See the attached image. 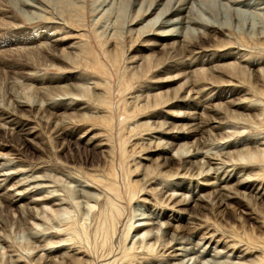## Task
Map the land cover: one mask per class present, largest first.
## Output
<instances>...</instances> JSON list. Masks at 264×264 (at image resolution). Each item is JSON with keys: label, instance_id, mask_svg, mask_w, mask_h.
Returning a JSON list of instances; mask_svg holds the SVG:
<instances>
[{"label": "rangeland", "instance_id": "374dc122", "mask_svg": "<svg viewBox=\"0 0 264 264\" xmlns=\"http://www.w3.org/2000/svg\"><path fill=\"white\" fill-rule=\"evenodd\" d=\"M36 2L25 16L0 0V264H61L69 247L86 256L78 264H168L177 245L164 228L134 248L130 229L149 207L177 215L165 186L207 196L181 212L189 221L169 220L181 242L227 243L207 264H264V0L232 1L229 25L214 7L219 28L189 31L183 54L145 26L149 0ZM174 136L211 158L185 154L186 170L174 149L163 164Z\"/></svg>", "mask_w": 264, "mask_h": 264}, {"label": "bare ground", "instance_id": "6f19581e", "mask_svg": "<svg viewBox=\"0 0 264 264\" xmlns=\"http://www.w3.org/2000/svg\"><path fill=\"white\" fill-rule=\"evenodd\" d=\"M3 1H7V0H3ZM12 1V0H11ZM130 1V0H129ZM234 2V0H154V1H150L149 0V5H147L148 6V10L146 11V14L144 15V16H146V17H148V19L146 20V18H145V26H148L149 27V24H152V27H154L155 25H156V27H157V25L158 24H160V30H159V35H160V37H162V39L164 38V40H169V42L168 43H166L165 42V46L167 45V44H169V45H167V46H171L172 47V45H175L179 50H177L178 52L180 51V52H182V54L183 53H185L184 51H182L181 50V48L183 49V47L184 46H186V41H188V40H185V39H187L186 38V36L188 37V35H190L189 34V31H191L190 33L191 34H195L196 35V32H197V34H198V31H199V29L201 28V27H203L204 26V24H210V23H212V22H215L216 23V25H213V26H216V27H218L219 28V22L218 21H221L220 19L222 18L223 19V23H224V25H229V22H228V20H227V17L229 16L230 17V8L229 7H231V6H227V5H232L231 3H233ZM126 2V1H125ZM136 2V1H135ZM228 4H227V3ZM123 3H124V1H123ZM235 3V2H234ZM249 4V3H248ZM40 5V4H39ZM124 5V4H123ZM129 5V4H128ZM128 5L125 3V5L122 7V9H120V10H123V11H126L127 10V7H128ZM233 5H235V4H233ZM5 6V5H4ZM16 7H17V9H18V11L19 12H21L22 13V15H28L29 13L30 14H32V12L31 11H33L34 9H36L37 10V8L39 7V6H37V2H36V0H16ZM41 7V6H40ZM39 7V8H40ZM142 7V6H141ZM214 7H218L219 8V19H218V21L217 20H215L214 19V14H213V8ZM233 7V6H232ZM249 7V6H248ZM42 8V7H41ZM3 9V8H2ZM33 9V10H32ZM147 9V8H146ZM154 9V10H153ZM247 9V8H246ZM10 10V9H9ZM43 10V9H42ZM152 10H153V13H151L152 12ZM35 11H33V13H34ZM249 11H248V9H247V11H244V13L242 14V16H241V18L243 19V20H245L246 21V19H251V22L253 23V25H255L256 24V18L254 17L255 16V14H249L248 13ZM120 13H122V11H120ZM151 13V14H150ZM29 14V15H30ZM241 14V13H240ZM247 15H251L250 17H248ZM149 16H151L150 18H149ZM252 17V18H251ZM257 17V16H256ZM140 19V18H139ZM259 20V19H258ZM137 21V20H136ZM141 21H142V18H141ZM140 21V22H141ZM139 22V21H138ZM137 22V23H138ZM139 22V23H140ZM10 24V23H9ZM144 24H142V25H144ZM141 25V24H140ZM154 25V26H153ZM15 26H17V25H15ZM147 27V28H148ZM141 28H142V26H141ZM155 28V27H154ZM153 28V29H154ZM145 29V28H144ZM156 29V28H155ZM155 29H154V32H155ZM138 30V29H137ZM198 30V31H197ZM187 31H188V34H187ZM201 31V30H200ZM142 32V31H141ZM161 32V33H160ZM157 33V32H156ZM155 33V34H156ZM51 34V33H50ZM55 35V34H54ZM53 35V36H54ZM59 35V34H58ZM145 35V34H144ZM153 35V34H152ZM61 37V36H60ZM182 37H184L185 39V41H184V43H182ZM49 38V37H48ZM58 38V37H57ZM190 38V37H189ZM35 40V39H34ZM58 40H60L59 38H58ZM62 40V39H61ZM55 41H56V39H55ZM159 42V41H158ZM153 44H155V43H153ZM158 44H161V43H158ZM190 44V43H189ZM156 45V44H155ZM182 45H183V47H182ZM188 45V44H187ZM192 47V46H191ZM196 47V46H195ZM184 48H186V47H184ZM174 50V49H173ZM176 52V51H175ZM179 52V53H180ZM232 52V51H231ZM225 53H228V55H229V52H225ZM233 53V52H232ZM181 54V55H182ZM227 55V54H226ZM227 55V56H228ZM232 55V54H231ZM198 56V55H197ZM226 56V57H227ZM230 56V55H229ZM219 57H221L222 58V56H220V55H218L217 56V58H219ZM196 60H198V58L196 59ZM202 60V59H201ZM184 62V61H183ZM194 62V61H193ZM205 62V61H204ZM210 62H212V61H210ZM190 64V63H189ZM212 64V63H211ZM183 65V64H182ZM213 65V64H212ZM211 65V66H212ZM188 66V65H187ZM191 66V65H190ZM192 67H193V65H192ZM190 73V72H189ZM64 85V84H63ZM56 86V85H55ZM57 87V86H56ZM60 88H61V86H60ZM63 88V87H62ZM56 101H58V100H56ZM62 101V100H61ZM183 101V100H182ZM60 102V101H59ZM68 102V101H67ZM49 104V103H48ZM73 104V103H72ZM239 104V103H238ZM238 104H236V105H238ZM25 105V104H24ZM27 105V104H26ZM30 105V104H29ZM34 105V104H33ZM50 105V104H49ZM52 105V104H51ZM19 106H20V104H19ZM206 106H208V105H206ZM52 107V106H51ZM69 107V106H68ZM60 108V107H59ZM67 108V107H66ZM77 108V107H76ZM206 108V107H205ZM65 109V108H64ZM78 109V108H77ZM67 110V109H66ZM71 110V109H70ZM69 111V110H68ZM75 111V110H74ZM198 115V114H197ZM193 116V115H192ZM245 116V115H244ZM196 118H198L197 116H196ZM196 118H194V117H192L191 119L192 120H195ZM202 118V117H201ZM241 118V117H240ZM190 125H192V124H190ZM179 126V125H178ZM181 126V125H180ZM196 126V125H195ZM5 127V126H4ZM3 127V128H4ZM183 127V126H182ZM182 127H180V128H182ZM6 128H8V127H6ZM11 128H13V127H11ZM177 128V127H176ZM179 128V127H178ZM185 128V127H184ZM183 128V129H184ZM197 128V127H196ZM200 128V127H199ZM195 129V128H194ZM9 130H11L10 129V127H9ZM182 130V129H181ZM196 130H198V129H196ZM12 132H13V130H11ZM28 131V130H27ZM175 131V130H174ZM177 131V130H176ZM190 131H191V129H190ZM189 131V132H190ZM172 132V131H171ZM170 132V133H171ZM184 132V131H183ZM188 132V133H189ZM192 132V131H191ZM21 133V132H20ZM169 133V134H170ZM175 133V132H174ZM173 133V134H174ZM180 133V132H179ZM11 134H13V133H11ZM29 134V133H28ZM176 134V133H175ZM174 134V135H175ZM190 134V133H189ZM195 134H197V132L195 133ZM194 134V135H195ZM16 135V134H15ZM21 135V134H20ZM158 137V136H157ZM174 137H176V139H175V141L174 142H171L172 143V145L171 146H165V147H162L161 149V154H162V159L164 160V162H163V164L164 163H167V161L169 160V159H171V157H174V154H172V150H176L177 149V154H179V156H178V158L179 159H182V160H180L181 162H182V164L180 165V167H182V168H187V166L188 165H190L189 167H188V169H190L191 168V162H193V163H195L196 161H192V160H186L185 159V157H187L189 154L188 153H190V155H189V157L193 154H196V153H198V155H202L203 156V154H206L204 157H210L211 158V156H210V154H208V152L211 150L210 148H209V146L208 145H206V144H204V143H200V144H198V147L196 146L194 149H189V147L188 146H185V144L184 143H181V141L183 140V138H181L180 136H174ZM94 138V137H93ZM96 138V137H95ZM149 138V137H148ZM23 139H25V138H23ZM104 141V140H103ZM100 142H102V141H100ZM145 142V141H144ZM147 142V141H146ZM225 142V141H224ZM154 143V142H153ZM160 143V142H159ZM170 144V143H169ZM154 145V144H153ZM187 145V144H186ZM197 145V144H196ZM223 145V144H222ZM225 146V145H224ZM94 147V146H93ZM152 147V146H151ZM176 147H178V148H176ZM194 147V146H193ZM100 148H102L103 150L106 148H104V146L103 145H100ZM109 149V148H108ZM152 149V148H151ZM157 150H158V148L157 149H152V152H153V154H149L148 156H145V157H143L142 158V165L143 166H146L145 165V163L147 164V162H150V161H155V160H157V158L155 157V153H154V151H156L157 152ZM214 150V149H213ZM175 153V152H174ZM148 154V153H147ZM176 154V155H177ZM187 156H186V155ZM183 156H185V157H183ZM196 156V155H195ZM177 157V156H176ZM188 157V158H189ZM194 157V156H193ZM192 157V158H193ZM197 157V156H196ZM217 157V156H216ZM186 160V161H185ZM210 161V160H209ZM198 162V161H197ZM211 162V161H210ZM209 162V163H210ZM155 163V162H154ZM207 163H208V160H207ZM170 164V163H169ZM142 165H140V166H142ZM152 166H153V164H151ZM208 165V164H207ZM149 166V165H148ZM160 166H163V165H160ZM194 167V166H193ZM150 168V167H149ZM150 170V169H149ZM180 170V169H179ZM187 170V169H186ZM210 169H208V171H209ZM204 172H202L201 174H203ZM210 173V172H209ZM2 174L3 173H1V176H2ZM11 174H12V172H11ZM14 174V173H13ZM183 175H184V173H183ZM207 175V174H206ZM179 175H177V177H178ZM205 176V175H204ZM177 177L175 178V180L177 179ZM206 177H208V176H206ZM217 177V176H216ZM219 177V176H218ZM184 178V177H183ZM220 178V177H219ZM224 177H222V179H223ZM214 179H216V178H214ZM218 179V178H217ZM207 180H209V179H207ZM211 180V179H210ZM247 180V179H246ZM244 181V180H243ZM210 183V182H209ZM162 184V183H161ZM213 184V183H212ZM214 184L216 185V183H215V181H214ZM222 184V183H221ZM164 185V184H163ZM165 185H167V184H165ZM198 185V184H197ZM206 185V184H205ZM220 184H217L216 186L218 187ZM79 186V185H78ZM175 186H178V188L177 189H179V190H181V189H183L180 185H176L175 184ZM226 186H227V184H226ZM170 187V188H169ZM169 187H166L165 186V188L163 187V189H165L164 190V195L168 192V191H171L172 190V192L171 193H169L168 195H167V198L169 197V199H168V203H169V207L167 206L166 208H168L169 210H172V209H175L176 211V213H177V215H175V214H173L172 215V213H171V215L169 214V215H167V212H166V214L164 213V212H162L161 211V208H155V209H152V208H150L149 207V209H148V212L146 211V212H144V213H140V215H138L139 217H140V219H138L137 218V220L136 221H141V219L142 220H145V222H143V223H139V224H137L136 225V223H133L132 221H130L131 223H133V224H131L130 225V222H129V225H130V229L131 228H134L135 229V231H137L136 232V234L135 235H133L131 238V240H132V243H131V246H133V245H135L136 244V242H144V244H145V242L148 240V241H150L151 239H153L154 237H155V234H158V233H153L152 234V231H154L155 229H157V230H161V229H163L164 228V236H167V238H170V242H169V244H171V246H172V244L173 245H177V247H173L174 249H173V255H172V257L171 258H173L171 261H168V264H204V262H205V260H203V259H205V257H210L209 258V260H211V261H213V262H217L218 263V257H219V255H220V253L222 252H220V251H218L217 250V248L219 247V246H222L223 248L227 245V243L226 242H224V240H221V239H218V240H213L212 238L209 240V241H207V240H205L204 238V240L205 241H203V239H200V240H192V239H190V241H183V242H181V240H180V238L177 236V235H175L174 233H171V230H174V227L172 226V223H169L170 221L169 220H173L174 222H178V221H180V220H183V221H189L190 219H188L187 217H184V216H180V215H182L181 214V212L182 213H185L184 211H186L187 210V208H186V206L188 205V203H194V205H197L198 207H201L200 205L202 204V203H204V200L205 201H207L206 199L207 198H205V197H207L206 195H203L204 193H200L201 191H199L198 192V194H195V196H193V197H191V201L190 200H188V197H190L189 195H188V197H186L185 196V194H184V196H183V194H179V193H175L174 192V190H175V187L174 188H172L171 186H169ZM220 188H222V187H219V190H220ZM224 189V188H223ZM80 190H81V192H84L85 191V187L84 186H80ZM80 190H76V191H79L80 192ZM215 190V189H214ZM88 191V190H87ZM196 191V190H195ZM223 191V190H222ZM136 192V191H135ZM135 192H133L132 194L133 195H136V193ZM162 192H163V190H162ZM4 193V192H3ZM135 193V194H134ZM139 193V192H138ZM264 193V192H263ZM79 194V193H78ZM81 194V193H80ZM85 194H86V192H85ZM206 194V193H205ZM212 194V193H211ZM257 194L259 195V194H262V193H258L257 192ZM0 195H4V194H0ZM72 194H70V196H71ZM210 195V194H209ZM263 195V194H262ZM73 196V195H72ZM86 196V195H85ZM222 196H225V192H221V193H218V195H216V197H222ZM165 197V196H164ZM20 198V197H19ZM259 198V197H258ZM165 199H166V197H165ZM261 199V198H260ZM22 200V197L20 198V200L19 201H21ZM23 201H24V199H23ZM190 201V202H189ZM261 202V201H260ZM206 204V203H205ZM189 206V205H188ZM202 206H204V205H202ZM161 207V206H160ZM27 210H24L23 209V212H28V211H30L31 209H30V207L29 208H26ZM164 210H166L165 208H164ZM188 211H190V210H188ZM179 215V216H178ZM186 215V214H185ZM190 218V217H189ZM146 220H149V221H151V222H148V221H146ZM114 222V221H113ZM135 222V221H134ZM142 222V221H141ZM191 222V221H190ZM66 227V226H65ZM64 227V228H65ZM67 227H69V226H67ZM129 227V226H128ZM175 228H177V227H175ZM61 229H63V228H61ZM142 230H144V231H142ZM146 230V231H145ZM64 231V230H63ZM62 231V232H63ZM66 231V230H65ZM175 231V230H174ZM177 231V230H176ZM179 232V231H178ZM127 235H129V233L127 234ZM182 238H184V237H182ZM191 238V237H190ZM209 238V237H208ZM66 239H69V238H66ZM165 239V238H164ZM61 240V239H60ZM130 240V241H131ZM146 240V241H145ZM188 240V239H187ZM65 242V241H64ZM70 242V241H69ZM205 242H208V244H209V247L212 245V244H215V248L212 250V251H214V252H209V253H207V252H205L206 250H205V248H207L208 247V245H206L205 246ZM67 243V242H66ZM167 243V242H166ZM225 243H226V245H225ZM143 244V243H142ZM189 244H191V246L192 247H190V248H187L188 247V245ZM56 245V244H55ZM178 245H179V247H178ZM231 245V244H230ZM38 246V245H37ZM40 246V245H39ZM68 246V245H67ZM130 246V247H131ZM60 247V246H59ZM77 247H78V245H77ZM136 247V249H137V247H139V246H135ZM129 248V247H128ZM132 248H134V246L132 247ZM142 248V247H141ZM233 248V246L231 245V246H229V249L231 250ZM46 249V248H45ZM66 249V248H65ZM74 249V248H73ZM67 250V249H66ZM69 250H70V247H69ZM69 250H67V252L65 251V253H63L62 255H60V259L62 260L61 262V264H76V262H77V264H78V262L79 261H82L83 263H85V261L87 260H85V258H86V256H85V258H84V256H80V252L79 251H73V252H71V251H69ZM133 250V249H132ZM143 250V249H142ZM208 250V249H207ZM49 251V250H48ZM57 251V250H56ZM126 251V250H125ZM232 251V250H231ZM242 249H241V251H239V252H241L242 253ZM60 252V251H59ZM86 252V251H85ZM127 252V251H126ZM233 252H235V250L233 251ZM237 252V251H236ZM48 253V252H47ZM197 253V255H196V257H193L194 256V254H196ZM85 254V253H84ZM88 254V253H87ZM86 254V255H87ZM98 254V253H97ZM167 254V253H166ZM228 254V253H227ZM58 255V256H59ZM107 255V254H106ZM47 256H48V254H47ZM88 256V255H87ZM111 256V255H110ZM231 256V255H230ZM240 256V255H239ZM50 257H52V256H50ZM57 257V256H56ZM126 257V256H125ZM137 257V256H136ZM141 257V256H140ZM150 257V256H149ZM229 257V256H228ZM48 258V257H47ZM83 258V259H82ZM133 258H135V257H133ZM170 258V259H171ZM55 259V258H54ZM53 259V260H54ZM58 261H59V259H58V257L56 258ZM55 259V261H57ZM105 259V258H104ZM112 259V258H111ZM131 259V258H130ZM145 258H140V259H138V257H137V260H139V262H138V264H142V262L141 261H145L144 260ZM149 259V258H148ZM48 260V259H47ZM52 259H51V261H53ZM103 260V259H102ZM118 260V259H117ZM149 260H151V259H149ZM169 260V259H168ZM225 260V259H224ZM49 261H50V259H49ZM54 261V262H55ZM116 261V259H114V260H109V262H106L105 264H113L114 262ZM133 261V260H132ZM147 261V260H146ZM156 261V260H155ZM88 262H89V259H88ZM122 262V261H121ZM135 262V261H134ZM133 262V263H134ZM212 262V263H213ZM17 263V262H16ZM48 263H50V262H48ZM125 263V262H124ZM128 263H129V260H128ZM133 263H130V264H133ZM147 263V262H146ZM150 263H152V260H151V262ZM149 263V264H150ZM166 263V262H165ZM206 264H207V262H205ZM87 264V263H86ZM103 264H104V262H103ZM126 264V263H125ZM144 264V263H143ZM148 264V263H147ZM161 264V263H160ZM167 264V263H166ZM208 264H210V263H208ZM215 264V263H214ZM220 264H227V263H225V262H220ZM242 264V263H241Z\"/></svg>", "mask_w": 264, "mask_h": 264}]
</instances>
